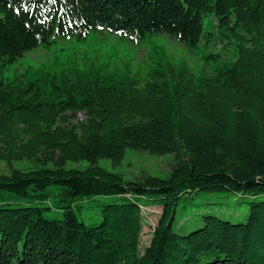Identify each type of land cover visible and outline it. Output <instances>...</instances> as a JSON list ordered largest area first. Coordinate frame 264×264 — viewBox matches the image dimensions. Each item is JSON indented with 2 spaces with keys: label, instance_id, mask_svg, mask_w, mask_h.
<instances>
[{
  "label": "trees",
  "instance_id": "1",
  "mask_svg": "<svg viewBox=\"0 0 264 264\" xmlns=\"http://www.w3.org/2000/svg\"><path fill=\"white\" fill-rule=\"evenodd\" d=\"M209 16L216 34L206 30ZM97 31L135 45L165 36L190 51L215 40L223 47L204 56L217 66L199 83L188 64L160 59L143 85L102 66H43L36 80L6 79L27 53ZM128 149L173 155L170 176L126 180L98 165H120ZM24 160L40 168L0 173V193L46 202L59 186L63 217L2 205L0 264H264V200L250 202L245 223L205 214L187 235L174 227L194 192L264 195V0H0V161ZM80 161L85 170L67 168ZM92 196L123 201L88 226L73 203ZM141 199L162 209L143 252Z\"/></svg>",
  "mask_w": 264,
  "mask_h": 264
},
{
  "label": "rangeland",
  "instance_id": "2",
  "mask_svg": "<svg viewBox=\"0 0 264 264\" xmlns=\"http://www.w3.org/2000/svg\"><path fill=\"white\" fill-rule=\"evenodd\" d=\"M214 17L205 18V26L208 33H217L214 25ZM235 40V39H234ZM209 49L201 46L193 51L186 50L182 45L169 40L165 36H155L146 40L143 45H135L127 38L111 34L107 31L91 32L86 40L76 38L63 39L56 42L50 48L39 47L27 53L18 63L11 66L6 72V79L36 80L41 77L43 66L60 68H73L82 73L102 66L105 75L118 77L131 76L139 80L143 85L148 79L157 61L160 59L164 66L170 64L179 66L183 62L191 68L196 82L214 73L217 64L206 63L204 56L210 53L216 54L222 49L223 44L215 40ZM233 49V48H232ZM160 57L155 56L156 52ZM229 55V54H228ZM153 57V58H152ZM227 57V56H226ZM226 57L221 62H226ZM108 69H105V66ZM78 119L84 120V115L79 114ZM173 155H152L128 149L122 163L115 166L108 159H101L98 165L110 172L122 175L126 180H133L143 173L167 179L170 176V165ZM89 164L85 161L77 163L69 162L67 168L85 170ZM22 171H35L40 168L36 161H13L11 166L0 161V173L9 175L10 169ZM62 188L50 187L48 201H33L19 199L0 193V207H40L45 208L44 215L49 219H62L63 209L58 207L57 201ZM264 195L256 198L242 196L233 192H194L189 197H184L179 204L174 221V227L179 235H187L203 225V215L213 214L231 223H245L250 213V202L263 201ZM121 197L92 196L77 199L73 206L80 221L88 226H96L101 223V210L108 204L121 203ZM142 212L145 218V226L142 232L140 252L149 246L152 233L161 214L160 206H145L148 202L140 200ZM65 205V204H63Z\"/></svg>",
  "mask_w": 264,
  "mask_h": 264
}]
</instances>
